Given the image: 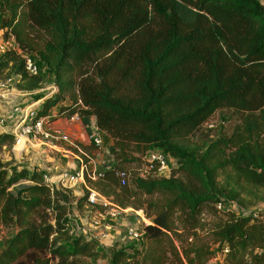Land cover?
Wrapping results in <instances>:
<instances>
[{
	"label": "trees",
	"instance_id": "obj_1",
	"mask_svg": "<svg viewBox=\"0 0 264 264\" xmlns=\"http://www.w3.org/2000/svg\"><path fill=\"white\" fill-rule=\"evenodd\" d=\"M0 31L15 40L0 52V80L16 77L14 88L35 96L44 82L38 67L52 73L57 91L35 97V119L78 115L89 136L104 133L115 164L88 185L151 221L135 243L73 237L69 211L73 200L87 205V192L76 199L47 184L46 172L0 159V230L13 231L0 264H210L225 249L222 264H264L260 0H0ZM29 59L38 74L27 71ZM225 111L238 116L231 135L191 142ZM15 144L12 131L0 135V151ZM149 151L173 157L170 176L135 173L121 186L117 172L142 165ZM206 229L211 243L194 245Z\"/></svg>",
	"mask_w": 264,
	"mask_h": 264
},
{
	"label": "rangeland",
	"instance_id": "obj_2",
	"mask_svg": "<svg viewBox=\"0 0 264 264\" xmlns=\"http://www.w3.org/2000/svg\"><path fill=\"white\" fill-rule=\"evenodd\" d=\"M260 1L262 4H264V0H260ZM14 47H15L14 38L9 37V39H5L3 36V32L0 31V52L3 53L7 50L13 49ZM38 69H40L39 72H41V75L43 77V81H44L43 89L36 92L35 96H24V97L19 96L20 100H18V102L21 105L20 106L21 108L30 109L29 108L30 104L33 103V101L37 99L35 97H39V95H43L49 98V97H52L53 94L57 91V87L55 85V76L52 73L45 71V69H43L42 67L41 68L38 67ZM15 82H16V77L12 78L10 81L0 80V87H2V85H6L5 90L7 89L6 90L7 92H11L13 90V87L15 86ZM40 102L41 101L35 102L36 103L35 105H39ZM67 102L69 101L67 100L66 103ZM5 105L7 104H4V101L0 99V119H2V117L3 118L7 117V115L10 114L11 112V111L9 112L8 106H5ZM55 121H57V119L53 121V124L55 123ZM6 123H7V120H6ZM62 123L63 121L60 122V126L58 127V129L60 131H63L66 135L70 136V134H68L67 132V128H70L69 126L71 124L69 125H67V123L64 124L68 126V127L65 126L66 130H64L61 125ZM237 123H238V116H236L232 112H226V111L219 112L208 123L203 125L191 137V142L201 147L210 145L216 140H218L220 137L231 135ZM73 125H76V124H73ZM70 137L72 138L73 141H76L75 137H72V136ZM105 140L107 141V138L104 137V145L106 144L105 147L106 148L110 147L111 144L110 145L107 144L108 142L105 143L106 142ZM90 144L92 146L91 142ZM104 148L102 150L93 149L90 154L93 156V160L95 164H106V165L113 166L115 163L113 159H111L109 156L106 155L104 151L106 148L105 149ZM3 152H8V151L4 150L1 152V156L3 157V159L2 158L0 159L2 160V162H5L6 158L4 157L6 156L7 153H3ZM54 154H56V152ZM50 156L51 157L54 156V158H56L55 155H50ZM71 157L69 159L60 157V160L62 161V163H64V165H67L69 163L71 164L75 163L78 165V161L74 157L72 158ZM14 161L15 160H13V162ZM26 165H30V163H27ZM175 165H176V161L173 159V157H169L167 159L168 169L159 173L158 176L160 177L170 176L171 169L174 168ZM49 169L50 171L46 172L47 175L50 177H55L56 176L55 169L52 167V165H50ZM141 169H142V165H138V163L134 165H127V170H129V172L132 174L131 177H133L135 173H139ZM82 187L83 185H80V183L74 184V185L65 184L61 186V189L72 191L73 196L76 199H81L85 194V191L83 189L84 187L83 188ZM161 200L162 199H160L159 197L151 198V201H155V202H158ZM262 206L264 207V204H261L258 207L261 208ZM95 210L96 209L88 205H84L83 207L80 208L78 207L77 203L73 200L71 209L69 211L70 214L68 215V218L72 219L75 223V229L72 232L73 237H78L83 232H86L90 239L99 241V243L103 247H110L114 244L135 243L136 241L132 240L128 235V228L133 226V227H136L137 230H140V229L142 230L143 227L146 226L145 224H143V222H141V220H138V217L133 212H128L126 214H123L117 220H109V219L99 220L96 216ZM143 216L146 217L145 213ZM201 218H202L203 223L208 225L207 226L208 228L210 227V224L215 220V218L212 216L210 209H207V208L203 211V215ZM97 221H100L99 225L96 224ZM0 233H1V238H0V247H1L3 240L9 237L13 233V231L2 229L0 230ZM197 234L198 236L193 238L194 245H200L202 243L204 244L207 242L211 243V235L208 229L199 231ZM175 244L176 246H179V243L177 241L175 242ZM214 247L215 246H213V248ZM82 264H93V263H91L89 260L83 259ZM97 264H106V262L98 261Z\"/></svg>",
	"mask_w": 264,
	"mask_h": 264
},
{
	"label": "built area",
	"instance_id": "obj_3",
	"mask_svg": "<svg viewBox=\"0 0 264 264\" xmlns=\"http://www.w3.org/2000/svg\"><path fill=\"white\" fill-rule=\"evenodd\" d=\"M27 71L33 75L38 74L37 67L30 59L27 61ZM11 111H13L12 115L19 116L18 124L12 129L15 136L16 147L21 144L41 145L43 143L44 145L46 144L54 148L58 143H64L68 146L70 155L78 161V169L74 173L68 171L59 173L57 182H54L52 177L45 174L44 180L47 184L52 187H61L65 184L74 185L78 183L83 185L84 190L87 192V205L96 209V216L99 220H117L121 215L133 212L138 217V220H141L143 224H150L151 221L149 219H145L146 217L143 216L144 212L142 210L134 211L131 208L123 209L111 198L104 196L96 190V188L88 185L89 182L94 183L101 179L103 173L111 170L113 166L102 164L101 169H92L91 165H94L95 162L90 152L86 151L80 143L73 141L69 135H66L63 131L53 127V121L55 119L62 120L68 125H81V120L78 115H75L70 119H58V115L55 111H53L46 117L35 119V113L30 109H20L19 106H15L11 109ZM5 124L6 120L0 119V127L3 128ZM90 140L92 146H94L96 150H102L105 147L104 134L97 128L93 129ZM168 158L169 156H165L162 152L149 151L142 159V169L139 172V176L147 178L154 173V171L156 172V170L158 173H161L162 171L168 169ZM117 176L120 179L121 186H126L132 178V174L129 171L117 172ZM218 209H222V206L219 205ZM96 224L99 225L100 221H97ZM128 235L132 240L137 242L142 235V230H137L136 227L131 226L128 228ZM227 253V249H225L222 253H218L211 260L210 264H222Z\"/></svg>",
	"mask_w": 264,
	"mask_h": 264
},
{
	"label": "crops",
	"instance_id": "obj_4",
	"mask_svg": "<svg viewBox=\"0 0 264 264\" xmlns=\"http://www.w3.org/2000/svg\"><path fill=\"white\" fill-rule=\"evenodd\" d=\"M0 88H1L0 89V99L4 101V104H7L5 106H8L9 112L11 111L13 107L21 106L18 102V100H20L19 96L21 97L30 96L29 94H25V93H21L17 91L14 87L11 92H7L6 91L7 89L5 90L6 85H2V87ZM35 104H36L35 102L30 104V107H29L30 110L33 111L37 107V105ZM20 109H28V108L20 107ZM12 113L13 111H11L10 114L7 115V117L5 118L2 117V119L7 120V123L5 124L3 128L0 127V135L5 134V133H10L12 129L16 127V125L18 124L19 116L12 115ZM61 121L62 120L55 121V123L53 124V127L58 129ZM64 124L66 123L63 122L61 125H62V128L66 130L65 126H67L68 124L67 125H64ZM69 127L70 128H67V132L68 134H70V136L75 137L76 142L80 143L83 146H89V147L91 146L90 136L85 132V130L83 129L81 125L76 124L72 126L70 125ZM104 137L107 138V141L105 140L106 141L105 143L108 142L107 144L110 145L111 140L107 136H104ZM93 149H95V147H93ZM4 150L8 152H3V153H7L6 156L4 157L6 158V161L4 160L5 162L3 163H7V162L15 160L14 161L16 163L15 165L21 164L27 167L29 171H33L35 168H38V170L42 172L50 171L49 168H50V165H52V167L55 169V175H56L55 177H52L54 182H57L59 173H62L64 171H70L71 173H74L78 169L77 164L69 163L67 165H64V163H62V161L60 160V157L68 158V159L71 157L68 151V146L64 143H58L57 146H55L54 148L46 144L44 145L43 143L41 145L21 144L20 146L18 147L15 146L10 150L3 148L2 151ZM2 151H0V158L3 159V157L1 156ZM55 152L56 154H54ZM88 152L91 153V151H88ZM50 155H55L56 158H54V156L51 157ZM27 163H30V165H26ZM101 165L102 164H94V165H91V168L101 169Z\"/></svg>",
	"mask_w": 264,
	"mask_h": 264
}]
</instances>
